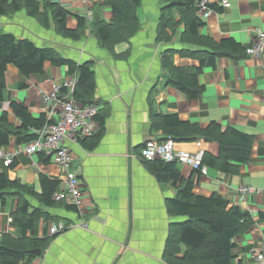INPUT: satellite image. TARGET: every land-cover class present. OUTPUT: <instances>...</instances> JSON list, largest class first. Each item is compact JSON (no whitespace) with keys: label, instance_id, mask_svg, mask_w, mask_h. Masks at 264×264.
Returning a JSON list of instances; mask_svg holds the SVG:
<instances>
[{"label":"crops","instance_id":"obj_1","mask_svg":"<svg viewBox=\"0 0 264 264\" xmlns=\"http://www.w3.org/2000/svg\"><path fill=\"white\" fill-rule=\"evenodd\" d=\"M60 2L71 13L89 19H92V9L99 6L103 18L113 23V12L105 7L104 0ZM164 5L163 0H143L138 10L140 30L129 42L117 44L113 49L101 47L90 30L80 41L66 39L25 11L0 17V31L30 39L41 47L55 48L65 58L79 63L93 61L97 83L95 100L106 116L103 136L94 150L80 143L69 144L74 157L70 171L79 176L85 188L82 203L78 212L63 207L48 209L50 214L73 227L54 235L44 254L32 264H165L163 254L170 225L183 220L169 214L167 200L175 198L184 183L159 182L140 159L147 140L163 142L168 138L155 127V119L163 115H177L182 122L199 124L202 128L217 122L223 128L235 127L254 136L251 158L240 165L236 174H225L207 166L206 175L196 174L179 164L184 178L192 177L196 194L206 197L219 194L231 207H240L257 221L235 239L234 264H252L254 249L264 244V222L258 220L259 213L264 212V55L220 58L215 68H205L199 77L205 86L203 95L190 100L168 85L165 78L163 52L184 48L181 44L184 26L171 45L157 41ZM203 20L201 35L217 42L231 38L246 49L253 43L256 31L264 30V0H230L228 8L214 11ZM77 27L75 17L70 16L68 28ZM174 63L179 67L199 66L198 60L179 54L175 55ZM69 79L64 67H54L51 63H46L43 76L31 77H25L9 65L0 116L7 113L9 123L15 128L20 126L11 108L13 102L27 107L35 118L49 113L51 105L43 101V95ZM23 83L26 88L20 87ZM26 145L19 144L12 136L9 145L0 149L13 156L14 165L8 169L10 179L40 191L39 176L43 174L60 180V189H64L65 178L57 159L53 157L49 164H44L38 154L26 153ZM176 150L202 158L205 153L219 157L220 146L200 138L176 141ZM2 163L3 160L0 172ZM242 187H251L255 193L245 197ZM31 203L37 205L35 201ZM18 205L17 197L8 199L5 205L0 203L2 235L20 237L12 216ZM44 227V221L40 222V236Z\"/></svg>","mask_w":264,"mask_h":264},{"label":"trees","instance_id":"obj_2","mask_svg":"<svg viewBox=\"0 0 264 264\" xmlns=\"http://www.w3.org/2000/svg\"><path fill=\"white\" fill-rule=\"evenodd\" d=\"M163 1L165 5L159 17L157 41L171 45L181 26H184L181 32V44L184 48L163 52L162 64L167 71L165 78L168 85L185 94L188 99L196 100L205 92V86L199 81L204 69L215 68L217 61L222 57H241L246 54V49L231 38L217 42L201 35L200 29L205 22L198 14L200 0ZM142 2L143 0H104L105 7H109L113 12V23H108L103 18L99 6L94 7V11L92 9V19H89L87 16L71 13L60 0H0V17H10L25 11L45 28H53L66 39L80 41L90 30L101 47L113 49L117 44L129 42L140 30L138 10ZM210 7L217 12L223 10L216 3L210 4ZM70 16L75 17L78 22L76 29L68 28ZM176 54L198 60L199 66H176ZM125 55L127 54L123 56ZM46 63H51L54 67H64L68 76L76 80L72 93L76 102L83 105L94 102L99 104L95 100L97 83L93 61L76 62L62 56L55 48L41 47L30 39H19L4 31H0V103L5 101L9 65L15 66L25 77H31L43 76ZM20 87L27 86L23 83ZM68 94L69 89L64 87L61 96ZM11 108L21 124L15 128L9 123L7 113L0 116V149L9 145L12 136L17 138L19 144H29L37 139L38 130L53 123L47 114L35 118L27 107L18 103L13 102ZM101 112L102 107L96 116L98 133L79 141L88 150H94L103 136L106 116ZM155 127L175 141L201 138L218 143L219 157L205 153L201 166L215 168L225 174L238 173L240 165L248 163L251 158L254 136L235 127L223 128L219 123L212 122L208 127L202 128L199 124L182 122L177 115L158 116L155 119ZM38 155L44 164L51 162V157L43 153ZM142 161L159 182L184 183L178 195L167 200L169 214L183 220L170 225L169 238L163 254L165 264H234V250L237 247L235 239L249 231L257 221L240 207H231L229 201L219 194L210 197L196 194L192 177L184 178L177 161ZM13 165L14 163L11 167ZM2 166L0 203L5 205L8 199L13 197L19 199L17 211L12 216L20 237L8 233L1 236L0 264H32L44 254L53 237L49 235V224L63 221L50 214L48 209L63 207L68 211L78 212V208L64 201H56L55 195L60 191V180H53L41 174L40 191H37L34 186L11 180L8 171L11 167H5L3 163ZM184 166L193 169L192 173H202L200 169ZM31 201L37 202V205H33ZM258 217V220L264 222V212L259 213ZM42 221L45 227L43 236H40L38 229ZM34 251H40L41 255H36Z\"/></svg>","mask_w":264,"mask_h":264},{"label":"built area","instance_id":"obj_3","mask_svg":"<svg viewBox=\"0 0 264 264\" xmlns=\"http://www.w3.org/2000/svg\"><path fill=\"white\" fill-rule=\"evenodd\" d=\"M216 3L223 9L230 6V0H200L198 14L201 18H207L214 13L210 4ZM246 55L260 58L264 55V30H257L254 41L246 48ZM71 78V77H70ZM76 80L71 78L63 84H56L50 93L43 95V101L51 105L47 116L52 124H47L38 130L37 139L26 145V153H43L51 158H56L65 178V188L56 193V201H64L69 205L79 208L84 195V185L79 176L71 172V164L74 161L69 144L78 143L81 139L92 136L99 127L96 116L101 106L96 102L83 105L72 97ZM69 89V94L61 96L62 89ZM201 145V141L198 146ZM0 159L4 161V166L9 168L13 164V156L0 150ZM140 159L151 161L162 159L166 162L177 161L182 165H187L194 169H200L203 174H207L208 168L201 166L202 157L193 155L187 151H177L176 141L169 137L163 142L149 139L145 142L140 154ZM241 192L245 197L255 193L251 187H242ZM73 227L68 226L63 221L50 223L49 234L54 236L65 232ZM2 234L0 233V238ZM264 264V244L253 251V263Z\"/></svg>","mask_w":264,"mask_h":264},{"label":"water","instance_id":"obj_4","mask_svg":"<svg viewBox=\"0 0 264 264\" xmlns=\"http://www.w3.org/2000/svg\"><path fill=\"white\" fill-rule=\"evenodd\" d=\"M34 253H35L36 255H38V256L41 255L40 251H34Z\"/></svg>","mask_w":264,"mask_h":264}]
</instances>
